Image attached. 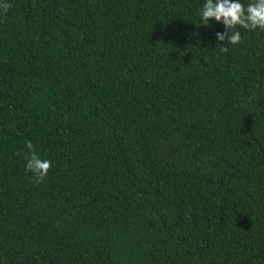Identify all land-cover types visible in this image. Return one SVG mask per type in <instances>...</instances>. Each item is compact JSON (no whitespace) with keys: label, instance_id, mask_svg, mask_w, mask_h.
<instances>
[{"label":"trees","instance_id":"1","mask_svg":"<svg viewBox=\"0 0 264 264\" xmlns=\"http://www.w3.org/2000/svg\"><path fill=\"white\" fill-rule=\"evenodd\" d=\"M202 2L0 0V264H264V30Z\"/></svg>","mask_w":264,"mask_h":264},{"label":"clouds","instance_id":"2","mask_svg":"<svg viewBox=\"0 0 264 264\" xmlns=\"http://www.w3.org/2000/svg\"><path fill=\"white\" fill-rule=\"evenodd\" d=\"M198 16L199 25L208 27L210 21H214L223 26V30L214 33L216 41L227 40L228 44L236 45L241 40L239 28L264 30V0H249L246 4L242 3V0H203ZM26 147L30 150V156L25 168L38 177H43L46 175L50 162L41 160L34 152H31L30 143Z\"/></svg>","mask_w":264,"mask_h":264}]
</instances>
